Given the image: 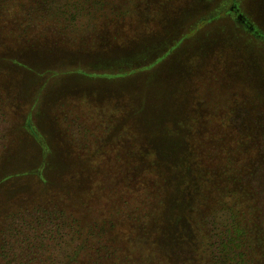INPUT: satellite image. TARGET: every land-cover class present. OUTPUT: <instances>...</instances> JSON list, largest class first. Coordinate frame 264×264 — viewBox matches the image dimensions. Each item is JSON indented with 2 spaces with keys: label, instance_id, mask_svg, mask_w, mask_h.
Instances as JSON below:
<instances>
[{
  "label": "rangeland",
  "instance_id": "rangeland-1",
  "mask_svg": "<svg viewBox=\"0 0 264 264\" xmlns=\"http://www.w3.org/2000/svg\"><path fill=\"white\" fill-rule=\"evenodd\" d=\"M239 1L242 14L264 32V0ZM228 5L229 0H0V58H25L22 70L4 68L0 59V172L11 170L9 162L28 169L41 163L46 164L43 171L49 169L56 177L64 175L58 168L62 159L68 173L75 159L78 168L95 172L98 181L117 178L126 155L117 132H109L121 118L114 108L132 102V92L143 84L147 101L156 88V99L165 103L161 107L165 119L201 113L217 118L230 102L251 107L254 100L233 94L251 85L245 77L251 65L244 70V63L264 67V48L260 54L248 47L254 40L238 35L244 28L235 24L234 15L190 32L198 18L213 16ZM183 35L171 48L172 37L178 40ZM149 62L153 66L148 71L116 80L115 74L132 63ZM254 80L264 94V82ZM148 126L141 124L140 130ZM261 169L255 185L264 221V165ZM20 179L15 192L23 207L41 196L43 184L36 177ZM7 189L0 186V198ZM106 192L102 198L96 196L97 207L104 206ZM21 207L19 216L3 223L5 236L31 226L20 217L43 218L32 212L34 208ZM205 211L206 207L198 210L200 215ZM214 213L212 222H232V213ZM190 235L195 241V231Z\"/></svg>",
  "mask_w": 264,
  "mask_h": 264
},
{
  "label": "trees",
  "instance_id": "trees-1",
  "mask_svg": "<svg viewBox=\"0 0 264 264\" xmlns=\"http://www.w3.org/2000/svg\"><path fill=\"white\" fill-rule=\"evenodd\" d=\"M239 2L229 0L213 16H201L190 32L234 15L235 24L244 28L238 35L252 38L248 47L261 54L264 32L242 14ZM172 38L175 48L184 35ZM0 59L4 68L25 66V58L18 55ZM254 65L258 64H243L244 70L250 66L245 77L251 85L233 96H247L255 104L244 108L230 102L217 118L201 113L165 119L161 111L165 103L156 99V88L148 101L146 84L133 91L132 102L114 108L121 118L109 127V132H117L126 155L117 178L98 181L95 172L78 168L75 159L70 163L76 168L70 164L69 173L62 159L58 168L64 175L56 177L49 169L43 171L46 164L28 169L9 162L11 170L0 172V186L8 187L0 198V264H264V221L255 185L264 165V94L254 85V78L264 82V67ZM152 66L153 62L132 63L115 78L125 79ZM141 124H148V130L141 131ZM31 177L40 180L43 192L21 207L17 179ZM105 190L104 206L97 207L95 198H102ZM19 207L34 208L32 212L43 218L20 217L31 226L5 236L3 223L20 214ZM204 207L200 215L198 210ZM214 210L232 213V222H212ZM218 226L223 227L220 232Z\"/></svg>",
  "mask_w": 264,
  "mask_h": 264
}]
</instances>
